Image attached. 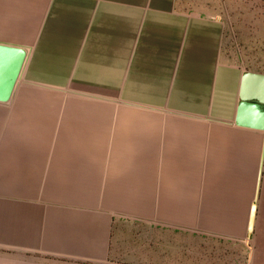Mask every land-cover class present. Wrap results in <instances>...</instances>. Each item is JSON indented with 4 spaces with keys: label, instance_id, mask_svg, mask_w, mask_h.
Instances as JSON below:
<instances>
[{
    "label": "crops",
    "instance_id": "crops-1",
    "mask_svg": "<svg viewBox=\"0 0 264 264\" xmlns=\"http://www.w3.org/2000/svg\"><path fill=\"white\" fill-rule=\"evenodd\" d=\"M229 37L186 0H0L26 52L7 97L0 54V264H213L203 239L250 235L264 107L241 94L264 72Z\"/></svg>",
    "mask_w": 264,
    "mask_h": 264
},
{
    "label": "rangeland",
    "instance_id": "rangeland-1",
    "mask_svg": "<svg viewBox=\"0 0 264 264\" xmlns=\"http://www.w3.org/2000/svg\"><path fill=\"white\" fill-rule=\"evenodd\" d=\"M189 5L225 7L230 18V37L226 46L232 61L247 69L264 72V0H186ZM256 181V179H255ZM262 214L254 232L238 241L212 237L213 264H264V172L262 178ZM237 213L248 212L249 206H237Z\"/></svg>",
    "mask_w": 264,
    "mask_h": 264
},
{
    "label": "water",
    "instance_id": "water-1",
    "mask_svg": "<svg viewBox=\"0 0 264 264\" xmlns=\"http://www.w3.org/2000/svg\"><path fill=\"white\" fill-rule=\"evenodd\" d=\"M4 53L7 58L12 61L13 65V78L9 83L8 92L5 97H7L11 87L13 86L14 79L18 75L25 57V51L18 47H11L0 44V54ZM243 100L242 107L249 108L252 106L259 111L264 107V74L247 72L244 77L243 90L241 94ZM249 103H252L249 105ZM261 120L258 122V125H252L253 127H258L264 130V109L261 113ZM264 163V157H263ZM258 211L257 200L253 203L252 206V215L249 222V234L251 235L255 229L256 215Z\"/></svg>",
    "mask_w": 264,
    "mask_h": 264
}]
</instances>
